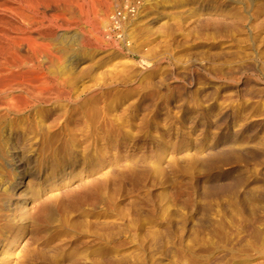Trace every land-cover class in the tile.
<instances>
[{
	"label": "rangeland",
	"instance_id": "obj_1",
	"mask_svg": "<svg viewBox=\"0 0 264 264\" xmlns=\"http://www.w3.org/2000/svg\"><path fill=\"white\" fill-rule=\"evenodd\" d=\"M0 70V264H264V0H0Z\"/></svg>",
	"mask_w": 264,
	"mask_h": 264
},
{
	"label": "bare ground",
	"instance_id": "obj_2",
	"mask_svg": "<svg viewBox=\"0 0 264 264\" xmlns=\"http://www.w3.org/2000/svg\"><path fill=\"white\" fill-rule=\"evenodd\" d=\"M116 26H117V25H116ZM17 61H18V60H17ZM8 69H9V68H8ZM9 70H10V69H9ZM1 71H2V70H0V73H1ZM11 71H12V70H11ZM20 71H21V70H20ZM20 71H19V72H20ZM13 72H14V74H16L15 71H13ZM7 73H8V72H7ZM9 73H10V71H9ZM9 73H8V74H9ZM17 73H18V72H17ZM24 73H25V72H24ZM29 73H30V72H29ZM10 74H11V73H10ZM10 74H9V76H11ZM12 74H13V73H12ZM18 74H19V73H18ZM21 74H23V72H22ZM21 74H20V75H21ZM25 74H27V72H26ZM31 74H32V73H31ZM6 75H7V74H6ZM34 75H35V74H34ZM36 75H37V74H36ZM1 76H3V75H1ZM9 76H8V77H9ZM15 76H16V75H15ZM28 76H29V75H28ZM39 76H40V75H38V77H39ZM44 76H45V75H44ZM47 76H48V75H47ZM47 76H45V77H47ZM8 77H7V79H8ZM13 77H14V75H13ZM17 77H18V76H17ZM17 77H16V79H17ZM21 77H22V76H21ZM21 77H20V79H19V77H18V80H21ZM34 77H35V76H34ZM2 78H3V77H2ZM11 78H12V76H11ZM11 78H9L8 81H9ZM14 78H15V77H14ZM14 78H13V79H14ZM32 78H33V77H32ZM32 78H31V79H32ZM3 79H4V78H3ZM13 79H12L11 81H13ZM16 79H14V80H16ZM25 79H26V78H25ZM25 79H23V83L20 81L19 84H20V83H21V84H24V83L27 81V80H25ZM33 79H34V78H33ZM39 79H40V78H39ZM46 79H47V78H45L44 81H45ZM48 79H49V78H48ZM48 79H47V80H48ZM4 80H5V79H4ZM4 80H3V81H4ZM18 80H17V81H18ZM24 80H25V82H24ZM34 80H35V83H36V78H35ZM37 80H38V79H37ZM40 80H41V79H40ZM49 80H50V79H49ZM54 80H55V79L52 78V81H54ZM3 81H2V82H3ZM11 81H10V82H11ZM17 81H16V82H17ZM41 81H43V79H42ZM2 82H0V83H2ZM4 82L6 83L7 80L4 81ZM4 82H3V83H4ZM27 82H28V81H27ZM29 82H30V81H29ZM29 82H28V83H25V84L29 85ZM45 82H47V81H45ZM39 83H40V82H39ZM13 84H14V81H13V83L11 82V85H10V86H12ZM15 84H16V83H15ZM30 84H31V83H30ZM33 84H34V82H33ZM40 84H41V83H40ZM40 84H39V85H40ZM0 85H1V84H0ZM6 85H9V83H7ZM27 85H25V86H27ZM39 85H36V87H39ZM43 85H44V84H43ZM47 85H48V84H47ZM47 85H46V86H47ZM10 86H8V87H10ZM23 86H24V85H23ZM33 86H34V85H33ZM3 87H4V86H3ZM8 87L5 86L4 88H2V89H1L2 92H3V89H5V90H6V89H7V90L12 89V88L8 89ZM12 87H14V85H13ZM16 87H18V83L16 84ZM16 87H14V88H16ZM27 87H28V86H27ZM40 87H41V86H40ZM40 87H39V88H40ZM33 88H34V87H33ZM47 88H48V87H47ZM19 89H20V92H23V90H25V87H24L23 90L21 89V87H20ZM35 89H36V88H35ZM37 89H38V88H37ZM44 89H45V88H44V86H43V92H44ZM49 89H50V88H49ZM49 89H48V90H49ZM51 89H52V88H51ZM51 89H50V90H51ZM53 89H54V88H53ZM1 90H0V91H1ZM15 90H16V89H14V92H15ZM17 90H18V88H17ZM17 90H16V91H17ZM21 90H22V91H21ZM29 90H30V92H32L31 89H29ZM29 90H28V91H29ZM54 90H55V89H54ZM10 91H11V90H10ZM26 91H27V90H26ZM26 91H25V92H26ZM34 91H35V90H34ZM36 91H37V90H36ZM39 91L41 92L42 89H39ZM2 92H0V93H2ZM40 92H39V93H40ZM43 92H42V93H43ZM3 93H5V92H3ZM3 93H2V94H3ZM6 93H7V92H6ZM8 93H13V90H12V92H8ZM32 93H33V92H32ZM35 93H36V92H35ZM42 93H40V94H34V95L37 96V97L35 96L36 98H39L38 96L40 95V97H41V96H42V95H41ZM59 93H60V92H59ZM61 93H62V92H61ZM43 94H44V93H43ZM4 95H6V94H4ZM8 95H9V94H8ZM10 96H11V94H10ZM13 96H14V95H12V99H13ZM17 96H19V94H18ZM17 96H16V97H17ZM4 97H5V96H4ZM6 97H7V96H6ZM10 98H11V97H10ZM10 98H9V99H10ZM18 98H19V97H18ZM20 98H21V97H20ZM20 98H19V99H20ZM4 99H5V98H4ZM9 99L7 98V101H8ZM23 99H24V98H23ZM10 101H11V100H10ZM13 101H15V98L13 99ZM13 101H12V102H13ZM32 101H33V100H32ZM17 102H18V101H17ZM21 102H22V101H21ZM24 102H25V101H24ZM2 103H3V102H2ZM5 103H9V102H6V101H5ZM5 103H3L4 108H5ZM18 103H19V102H18ZM10 104H13V103L10 102ZM27 104H28V102H27ZM23 105H24V104H23ZM30 105H31V104H30ZM6 106H7V104H6ZM27 106H28V105H27ZM8 107H9V106H8ZM10 107H11V106H10ZM12 107H13V105H12ZM14 107H15V106H14ZM14 107H13V108H14ZM13 108H12V109H13ZM6 109H7V108H6ZM20 109H21V108H20ZM20 109H18V110L20 111ZM3 110H5V109H3ZM9 110H10V109H9ZM16 110H17V109H16ZM18 110H17V111H18ZM11 111H14L13 113L16 112L15 109H14V110H11ZM19 111H18L17 113H19ZM22 111H23V109H22ZM6 112H9V111H6ZM15 159H16V157H15ZM18 161H19V160H18ZM27 161H28V160H27ZM27 163H28V162H27ZM18 165H19V164H18ZM28 165H29V163H28ZM24 166H25V165H24ZM28 167H29V166H28ZM22 171H23V170H22Z\"/></svg>",
	"mask_w": 264,
	"mask_h": 264
},
{
	"label": "built area",
	"instance_id": "obj_3",
	"mask_svg": "<svg viewBox=\"0 0 264 264\" xmlns=\"http://www.w3.org/2000/svg\"><path fill=\"white\" fill-rule=\"evenodd\" d=\"M120 16H121V13H120V11H116L115 12V14H114V16L112 17V22H114V24H116L118 21H119V19H120ZM116 19V20H115Z\"/></svg>",
	"mask_w": 264,
	"mask_h": 264
}]
</instances>
